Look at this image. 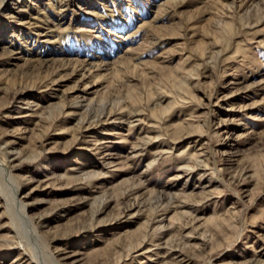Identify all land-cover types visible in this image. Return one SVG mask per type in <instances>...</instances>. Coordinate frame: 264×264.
I'll list each match as a JSON object with an SVG mask.
<instances>
[{"label": "rangeland", "instance_id": "374dc122", "mask_svg": "<svg viewBox=\"0 0 264 264\" xmlns=\"http://www.w3.org/2000/svg\"><path fill=\"white\" fill-rule=\"evenodd\" d=\"M0 264H264V0H0Z\"/></svg>", "mask_w": 264, "mask_h": 264}, {"label": "bare ground", "instance_id": "6f19581e", "mask_svg": "<svg viewBox=\"0 0 264 264\" xmlns=\"http://www.w3.org/2000/svg\"><path fill=\"white\" fill-rule=\"evenodd\" d=\"M1 165V164H0Z\"/></svg>", "mask_w": 264, "mask_h": 264}]
</instances>
